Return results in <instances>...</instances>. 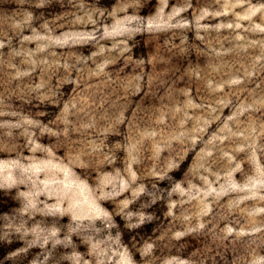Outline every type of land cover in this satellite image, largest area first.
<instances>
[{
  "label": "clouds",
  "instance_id": "obj_1",
  "mask_svg": "<svg viewBox=\"0 0 264 264\" xmlns=\"http://www.w3.org/2000/svg\"><path fill=\"white\" fill-rule=\"evenodd\" d=\"M16 2L30 4V0ZM239 2L241 0H237ZM66 3L77 9L68 21V31L56 35L55 29L49 28L47 23L41 25L42 31L33 28V23L43 20L47 8L52 4L64 7ZM148 3L151 0H144V5ZM158 4L155 15L146 17L137 13V8L144 6L139 4V0H121L111 12L90 9L84 0H36V14L30 12L12 26L19 47L13 45L12 39L0 40V52L9 47L12 56L20 58L21 65H27V70L14 67L10 78H31L37 70L47 71L51 67L63 69L66 75L62 84L79 88L84 81L73 79L71 73L77 71L83 75L89 62L94 65L92 75L96 77L106 76L113 66V57L127 55L129 58L125 61V67L143 69V59H131L133 46H140L137 37L193 29L196 39L204 40L206 36L201 32L235 27L233 24L201 23L204 19L223 13L202 12L199 18L189 21L181 16L188 10L187 7L174 8L168 13L165 11L168 0H158ZM255 11L264 12V6L254 9L242 19L250 21ZM89 26L90 31L79 30ZM255 30L264 32L259 25ZM25 31L31 34L25 35ZM183 42L187 43V36L183 37ZM32 43L36 44L35 49L26 47ZM77 45H90L95 51L87 56H69L62 63H52V59L57 58L55 49ZM144 75L141 72L134 78L129 85L130 90L137 94L141 91ZM230 83L239 84L241 81L232 80ZM21 102L34 106L36 118L14 110L10 103L0 98V130L9 139H13L14 132H18L25 141L23 147L29 153H17L14 159L0 158V192L20 204L15 222L0 229V246L11 248L14 244L22 245L8 252L0 264H204L203 259L198 261L193 258L197 255L195 253L182 258L193 247L192 241L201 240L210 241L217 249H222V252H218V259L212 257L215 264H237L234 253L238 249L247 253L243 264H261L264 261V256L256 251L264 247V225L233 227L227 213H214L213 206L223 197L243 192L245 186L232 184L217 188L205 183L204 187L198 188L195 183H189L188 187H184L169 175L173 170H179V163L174 161L167 162L162 169H154L147 177L133 175L130 166H140L143 161L137 150L138 142L127 140L122 127L126 119L123 114L116 116L121 131L114 133L99 127L94 118H88L85 122L89 114L81 101L69 100L63 105L59 118L49 127L41 118L54 116L55 113L48 109H59L63 97L60 90L53 89L48 83L28 88L27 98H21ZM73 132L87 138L83 159L79 154L70 158L58 154ZM89 133L90 136L87 135ZM110 135L126 141L120 145V152L124 153L126 159H121L112 150H105ZM45 136L56 141L52 151H49V146L37 142ZM97 159L100 161L98 165L94 163ZM197 176L204 179L198 173ZM149 179L156 183L151 186L144 183ZM165 182L168 187L160 190L158 185ZM248 187L264 188V179ZM81 188L87 200L81 194ZM13 192L15 195H10ZM256 195L253 191L252 197ZM249 198L248 195L240 196L231 203L238 206ZM259 198L264 199V196ZM158 205L162 206L160 215L171 217L173 222L159 241H144L141 229L159 220L155 212L149 213L147 210ZM133 206L138 207L139 211L131 210ZM231 211L233 209L229 207V213ZM259 211L264 212V209ZM221 221L224 227L220 226ZM235 223L238 225L239 221ZM126 233L133 234L132 245L139 256L138 260L125 243ZM34 249L37 254L30 255Z\"/></svg>",
  "mask_w": 264,
  "mask_h": 264
},
{
  "label": "rangeland",
  "instance_id": "obj_2",
  "mask_svg": "<svg viewBox=\"0 0 264 264\" xmlns=\"http://www.w3.org/2000/svg\"><path fill=\"white\" fill-rule=\"evenodd\" d=\"M35 2L30 0V4L21 5L16 0H0V40L12 39L13 45L19 47L12 26L28 13L36 14ZM120 2L84 0L90 9L99 8L108 12L119 6ZM139 4L144 5V0H139ZM261 6H264V0H241L239 3L237 0H168L165 9L168 13L174 8L187 7L188 10L181 16L189 21L199 18L202 12L223 13L215 18L204 19L201 23L233 24L235 27L201 32V35L206 36L204 40L196 39L193 29L137 37L139 47L129 42L133 46L131 59H143V69L125 67V61L129 58L127 55L122 58L113 57V66L108 69L106 76L96 77L92 75L94 65L89 62L83 75L77 71L71 73L73 79L84 81L79 88L62 84L66 75L63 69L51 67L47 71L37 70L31 78L12 80L10 77L14 67L27 70V65H21L20 58L12 56V49L5 47L0 52V98L10 103L14 110L36 118L34 106L22 104L21 98H27V89L33 85L50 84L53 89L60 90L63 103L59 109H48L55 113L54 116L41 118L49 127L59 118L63 105L69 100L81 101L89 114L85 122L88 118H94L99 127L114 133L121 131L116 116L123 114L126 119L122 127L127 140L138 142L137 150L143 161L140 166H130L133 175L147 177L154 169H162L167 162L174 161L179 163V170H173L169 175L184 187H188L189 183H195L198 188L204 187L205 183L217 188L232 184L245 186L243 192L223 197L213 206L214 213H227L233 227L264 225V212L259 211L264 209V199L259 198L264 196V188L248 187L264 179V32L255 30L257 25L264 28V12L255 11L250 21L242 19ZM158 7V0H151V3L138 7L137 13L152 16ZM75 11L77 9L74 5L66 3L60 7L52 4L47 8L44 19L33 23V28L42 31L41 25L47 23L49 28L55 29L56 35H60L69 30L68 21ZM79 30L90 31L91 26ZM24 34L31 33L25 31ZM184 36H187L186 44L183 42ZM26 47L35 49L36 44H28ZM54 51L57 58H53L52 63H62L69 56H87L95 49L90 45H77ZM141 72L145 75L141 91L137 94L130 90L129 85ZM232 80H240L241 83L232 84ZM37 142L49 146V151L56 144L55 140L47 136ZM86 143V136L73 132L58 154L67 158L79 154L83 159ZM125 143V140L110 135L105 150H112L121 159H126L124 153L120 152V145ZM24 144L18 132H14V138L9 139L0 130V158L14 159L17 153L29 155ZM94 163L98 165L100 161L97 159ZM197 173L204 179H199ZM144 183L151 186L156 182L149 179L144 180ZM167 187V182L158 185L160 190ZM253 191L257 193L255 197H252ZM81 194L85 200L88 199L83 188ZM244 195L250 198L238 206L231 203ZM229 207L233 209L230 213ZM19 208L17 201L0 192V229L15 222ZM161 208L158 205L147 210L149 213L155 212L159 220L141 229L144 241H159L172 224L171 217L160 215ZM131 210L139 211V208L133 206ZM235 221H239V224ZM209 226L212 227L211 224ZM220 226H225L223 221ZM132 235L126 233L124 240L138 260L139 256L132 245ZM192 244L193 247L182 258L195 253L197 255L193 258L198 261L203 259L204 264H215L212 257L218 259V252H222L210 241H192ZM20 247V244H14L11 248L0 246V260L8 252ZM256 251L264 256V247ZM36 254L37 250L34 249L30 255ZM234 256L237 264H243L247 253L238 249Z\"/></svg>",
  "mask_w": 264,
  "mask_h": 264
}]
</instances>
